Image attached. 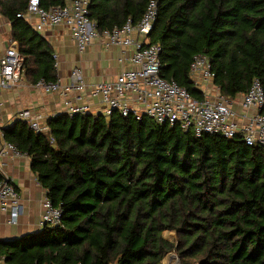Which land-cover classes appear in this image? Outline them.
<instances>
[{"label": "trees", "instance_id": "1", "mask_svg": "<svg viewBox=\"0 0 264 264\" xmlns=\"http://www.w3.org/2000/svg\"><path fill=\"white\" fill-rule=\"evenodd\" d=\"M42 6L66 0H40ZM152 0H90L100 32L138 22ZM151 43L162 47L161 76L193 97L195 54L211 60L214 84L235 100L253 80L264 86V0H155ZM29 0H0V14L33 83L57 81L54 48L18 14ZM28 80V79H27ZM36 133L23 120L3 128L5 140L31 167L61 225L0 241L12 264H264V147L240 137L196 136L179 126L114 112L61 113ZM6 180L0 169V183ZM173 230L177 240L164 232Z\"/></svg>", "mask_w": 264, "mask_h": 264}, {"label": "built area", "instance_id": "2", "mask_svg": "<svg viewBox=\"0 0 264 264\" xmlns=\"http://www.w3.org/2000/svg\"><path fill=\"white\" fill-rule=\"evenodd\" d=\"M89 4L90 0H66L64 5L44 7L40 0H29L26 13L18 16L25 18L40 33L49 26L66 24L80 51L87 50L101 36L107 39L108 45L121 49L124 55L119 61L121 64L128 62L130 67L124 68L114 80L92 88L91 95L101 100L102 111L99 113L110 116L113 112H119L123 116H134L137 120L146 116L159 124L179 126L184 132L192 131L196 136L215 134L229 139L240 136L249 146L264 147V86L259 78L253 80L251 88L238 100L245 111L244 115L239 114L232 105L235 100L222 94L214 84L215 74L209 56L203 52L197 53L191 63V78L199 88H202L201 84L207 87L206 91L202 89L204 99H197L177 82L161 76L162 47L150 40L159 13L155 0L149 3L140 21L135 23L129 19L123 26L103 32L90 19ZM54 59L57 67L56 53ZM23 63L24 57L18 43L13 40L0 56V96L2 90L19 83ZM36 86L46 93L61 92L66 113L91 111L90 105L78 92L88 87L83 70L79 67L72 70L69 82H65L64 78L57 81L42 78ZM58 115L46 116L39 106L23 108L16 113L14 121H26L36 133H47L50 130L48 119ZM0 139L4 140L1 154L10 151L18 156H26L5 140L1 127ZM0 210L9 213L11 223L18 222L21 195L18 187L8 179L0 183ZM62 215V208L54 206L47 196L43 202V226L61 225ZM173 255L170 264H182L178 254L173 252Z\"/></svg>", "mask_w": 264, "mask_h": 264}, {"label": "crops", "instance_id": "3", "mask_svg": "<svg viewBox=\"0 0 264 264\" xmlns=\"http://www.w3.org/2000/svg\"><path fill=\"white\" fill-rule=\"evenodd\" d=\"M52 45L57 55L58 78L70 81V74L75 67L83 70L88 87L83 92L84 102L90 105L92 112H100L102 104L100 98H92L90 91L100 82L112 81L124 68L130 67L126 62L121 64L119 59L124 55L119 47L108 45L104 36L81 52L72 38L70 28L66 24L49 26L41 33ZM11 24L0 14V56L5 52L10 42ZM23 71V70H22ZM22 77L15 86L2 90L0 96V127L5 128L14 122L15 115L23 108H42L46 116L54 112L64 111L63 95L61 92L46 93ZM241 95L235 99L233 108L239 113H245L238 104ZM4 140L0 139V169L5 178L12 181L21 195V210L16 224L9 221L10 215L0 210V241L11 240L29 233H37L43 228V202L47 197V190L39 182L31 167V159L27 155H15L13 152L1 154ZM164 236L172 242L177 240L176 232L167 230ZM177 254V253H176ZM173 252L167 254L163 264H170ZM6 261L0 260V264ZM9 263V262H6ZM12 264V263H10Z\"/></svg>", "mask_w": 264, "mask_h": 264}, {"label": "rangeland", "instance_id": "4", "mask_svg": "<svg viewBox=\"0 0 264 264\" xmlns=\"http://www.w3.org/2000/svg\"><path fill=\"white\" fill-rule=\"evenodd\" d=\"M72 35V34H71ZM73 38V37H72ZM74 40V39H73ZM75 41V40H74ZM76 43V42H75ZM77 45V44H76ZM78 48V47H77ZM79 50V49H78ZM80 51V50H79ZM81 52H83V51H81ZM23 72V71H22ZM24 73V76L23 77H26L31 83H33L32 82V78L31 77H29V75L28 74H26V72L24 71L23 72ZM22 77V76H21ZM84 79H85V82H86V84L88 85V83H87V81H86V78H85V75H84ZM193 79V78H192ZM193 81H194V79H193ZM105 82V81H104ZM100 83H102V82H100ZM99 84V83H98ZM96 86V85H95ZM198 87V86H197ZM201 87L202 88H200L201 90L203 89L204 91H206V89H207V87L204 85V84H201ZM199 88V87H198ZM86 90V89H85ZM92 91V90H91ZM91 91H90V95H91ZM74 92V91H73ZM73 92H71L70 93V95H72L73 94ZM78 92H80V94L81 95H83V92H85L84 90H82V91H78ZM65 96V95H64ZM92 96V95H91ZM92 98H98V97H93L92 96ZM64 106V105H63ZM101 111H102V109H101ZM100 111V112H101ZM54 113H58V114H61V113H66V112H64V111H62V112H54ZM54 113H52V114H54ZM88 113H93V114H95V115H100L101 113H99V112H92V110L90 111V112H88ZM114 113V112H113ZM112 113V114H113ZM119 113V112H118ZM51 114V115H52ZM69 114V113H68ZM103 115V114H102ZM59 116V115H58ZM105 116V115H104ZM107 117H109V116H107ZM125 117H127V116H125ZM50 131V130H49ZM162 264H163V262H162Z\"/></svg>", "mask_w": 264, "mask_h": 264}]
</instances>
